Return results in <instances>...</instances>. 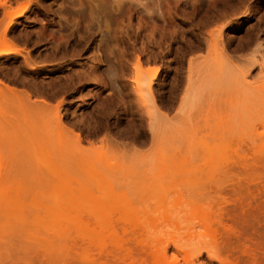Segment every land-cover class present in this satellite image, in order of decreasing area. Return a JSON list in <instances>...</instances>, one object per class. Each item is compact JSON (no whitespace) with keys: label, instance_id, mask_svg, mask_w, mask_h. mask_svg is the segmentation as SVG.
Wrapping results in <instances>:
<instances>
[{"label":"rangeland","instance_id":"rangeland-1","mask_svg":"<svg viewBox=\"0 0 264 264\" xmlns=\"http://www.w3.org/2000/svg\"><path fill=\"white\" fill-rule=\"evenodd\" d=\"M0 85L2 144L33 134L35 211L66 180L83 222L101 197L141 225L111 214L120 249L36 229L29 253L0 231V264H264V0H0Z\"/></svg>","mask_w":264,"mask_h":264},{"label":"bare ground","instance_id":"bare-ground-1","mask_svg":"<svg viewBox=\"0 0 264 264\" xmlns=\"http://www.w3.org/2000/svg\"><path fill=\"white\" fill-rule=\"evenodd\" d=\"M1 88L0 89L2 91H0V92H4L6 90L10 91L8 89L5 90V88H7V87L3 88V86H2ZM10 93L11 92H9V93L4 92V95H9ZM2 94L3 93H1L0 96ZM10 134L12 137V144L11 145L7 144L8 146L3 145V144H5V142L4 143L2 142L3 139H2V136H0L1 137L0 138V154L1 155L5 154V156H6V157L0 156V158H2V160H3V157H4V159L8 158L7 159L8 161L6 160V162H7L6 164H5V160L2 161L0 159V231L4 232L6 235L13 236L12 238H10V237L6 238L8 241H11L13 238H15V241H16V238L18 236H19L18 239L21 237L22 238L21 240H23V243L26 244V245L24 244V246H26V248L24 247V249L26 250L25 253L28 252L27 250H29L28 245L30 244L29 242L32 241L33 236L36 233L35 232L36 229H37L36 230L37 232H39L38 230H40L39 236H38V234H36L37 235L36 238L39 240L41 239L39 241V243L40 242H44V243L47 242V244L51 243L52 240L49 238L51 236L57 237V238L55 237L56 239H54V241L57 240L58 238L62 239V240H64V239L67 240L69 233L71 231L76 230L77 233L78 232H79V234L81 233L80 236L84 235L83 237H86V240L89 239V241H90V240H92V238L94 241L96 238L97 239L96 242H98V240H100L101 244H99V242L97 244H99L101 246H102V244L103 245L105 244V242L101 241L102 240L101 236H104L103 239L106 240V238L108 236L117 237V235H119L118 236L119 238L114 237L115 239L108 237L110 239L109 241L110 242L112 241L111 246L115 248L117 245V248H119L118 243H120L122 241L121 243L123 244L124 240H125L124 242H128V241H126L128 239H125L123 237L124 240H122L121 239L122 236L117 232V230H116V232L114 231L115 229H117V227L120 226V225L117 226V224H116V227H115L114 221H113L114 223L112 224V221H111L112 218L111 217L114 215V213H115V216L117 215L115 217L116 218L115 221H117L116 223L119 224L118 219L120 220L121 223L123 221V225L121 224L120 227L124 228V230H123L124 233L127 230L126 228L132 227V224L134 226L133 228H136V226L137 227L141 226L138 223L137 213L132 209V207L129 204H127V203L120 204V205L114 204V203H111L110 201H108L107 200L108 198L102 199V200H104V202H103L101 200V197L100 198L94 197V199L97 200L99 202V204L96 208L88 210L91 212V214L93 216L92 218H94L96 220V221L93 220L96 224L95 225L92 224L93 225L92 226V225H89L90 223L89 224L85 223L86 221L83 219L84 217L82 219L85 222H83L80 219V217H82L84 215L85 211H83L81 208L67 209L64 207V204H67L70 201H73L74 203H78L79 201H81L85 198V194H83L79 188H75L71 184L66 182V180L63 181L64 178L62 179L63 183L61 184V187L55 196V199L57 201H59V203L61 204L58 211L57 210L53 211L52 209H50L48 207H43L42 209L35 211L34 210L35 199H34L33 194H32L33 190H32V183H31V176H30L31 169H30V164H28V163H30L29 158H30L31 152H32L31 143L33 141L32 140L33 134H31L30 129H27V128L26 129L25 128H16L15 130L10 131ZM6 146L9 148H6ZM2 149L4 151H6L7 153L3 152L4 154H2V151H3ZM6 149L7 150L9 149L10 151L8 152ZM8 153L11 154V156ZM20 154H22L23 157L25 156V158H28V160L26 161L27 166H25L26 169L22 167V170L24 169V171H25V172L24 171L23 172L26 174L22 175V173H23V172L21 173L22 170L17 168V169H19L21 175L15 176L16 173L14 172L15 174H13V171L17 170V169H14V168L8 166L7 164L9 161H11V160H9L11 157H13V156L14 157H16V156L20 157L19 156ZM22 155H21V157H22ZM11 159L14 160L13 158H11ZM17 161H18V159H17ZM12 163L13 162H10L9 164H12ZM109 200H110V198H109ZM240 207H242V206H240ZM192 209L199 216L200 221L203 223V225L206 226L209 230L213 226V223H214L212 221V219H213L212 215L208 211H206V209H204L198 205H195ZM81 210L83 211V212H81V213H83V214H81L82 216L80 215ZM90 212H87L89 216H91ZM112 213H113V215L111 216ZM85 216H87V215H85ZM113 218H114V216H113ZM109 220L111 223L109 222ZM126 222L128 223L127 225H129V226L124 225V223L126 224ZM95 228L98 231L95 232V230H94ZM90 230H91V232H89ZM74 233H75V231L73 232V234ZM77 233H75V234H77ZM124 233H121V234H124ZM104 234H106L108 236L105 238L106 235H104ZM123 236H125V234ZM126 238H128V237H126ZM49 239H50V241H49ZM62 240H58V242L62 241ZM113 240H114V242H116L115 246L113 245L114 244ZM119 240H120V242H119ZM8 241H7V243H8ZM56 242H55V244H56ZM5 243H6V241H5ZM13 243H15V242H13ZM121 243H120V245H121ZM40 244L42 245V243H40ZM126 244L124 243L123 245L125 247H122V248H126ZM123 245H121V246H123ZM45 246L47 247L48 245L45 244ZM101 246H99V247L101 248ZM42 247H44V245H42ZM103 247L105 249V246H103ZM127 247H129V246H127ZM117 248H115V249H117ZM42 249L44 252L45 249L44 248H42ZM58 250H60V249H58ZM112 250H113V248H112ZM100 251H102V250H100ZM122 251H123V249H122ZM128 252L129 251H127V253ZM254 252H256V251H254ZM46 253H48V252H46ZM127 253H126V255H127ZM124 255H125V253H124ZM131 255H133V253ZM152 256H154L153 260H155V262L152 261L151 263L165 264L164 258H163L164 255L161 252H157V254L155 253ZM124 257H126V256H124ZM54 258H55V256H54ZM255 258L257 259V257H255ZM255 258H253V259L255 260Z\"/></svg>","mask_w":264,"mask_h":264}]
</instances>
